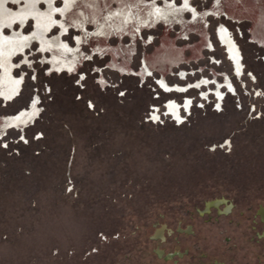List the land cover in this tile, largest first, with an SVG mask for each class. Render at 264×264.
<instances>
[{
	"label": "rangeland",
	"instance_id": "obj_1",
	"mask_svg": "<svg viewBox=\"0 0 264 264\" xmlns=\"http://www.w3.org/2000/svg\"><path fill=\"white\" fill-rule=\"evenodd\" d=\"M184 1L187 8L208 11L204 33L198 28L200 33L180 36L201 20L185 9L133 41L113 35L96 50L86 42L98 34L96 24L62 31L57 23L64 18L55 12L44 39L60 37L62 53L42 49L37 39L12 60V76L21 84L10 101L0 98V117L31 111L33 103L36 113L30 125L0 136V264H144L142 244L151 224H162V214H184L201 188L213 197L229 186L239 187L240 196H264V0L248 12L243 0L223 1L221 18L209 12L219 0L137 4L184 9ZM23 3L7 2L6 9L17 13ZM120 5L108 4L112 11ZM63 7L62 0L52 3L54 10ZM37 9L46 13V3ZM221 25L240 51L239 77L218 40ZM34 27L28 18L3 34L27 37ZM179 52L184 60L163 69ZM144 59L150 74L141 73ZM77 60L75 71L51 68ZM161 74L168 86L186 90L165 91ZM198 82L203 86L195 88ZM185 99L191 106L180 109L178 123L166 105L181 107ZM129 251L130 263L124 258Z\"/></svg>",
	"mask_w": 264,
	"mask_h": 264
},
{
	"label": "bare ground",
	"instance_id": "obj_2",
	"mask_svg": "<svg viewBox=\"0 0 264 264\" xmlns=\"http://www.w3.org/2000/svg\"><path fill=\"white\" fill-rule=\"evenodd\" d=\"M23 1L25 3V7L19 12L13 13V11L10 12L8 11V9H6V3H16L20 2V0H0V98L5 102L10 101L14 96L18 94L21 80L15 79L12 76V60L18 56L19 52L22 51L24 45H27L30 41L34 42L38 39L41 43L42 49H53L54 52L64 50L60 37L54 38L52 40L44 39L46 38V35L51 31L53 25L56 23L53 17L55 12H60L64 18V21L62 20V22L57 23L62 31H65L69 25L81 28L85 27L84 25L87 23H91V25L93 24L94 26L96 24L98 28V34L92 37H88V40L86 39V42L91 40L97 45V50L101 48L100 43L108 39L110 36L119 35V37L122 38L123 35H128L132 40L136 35L141 33V30H152L153 27H155L159 22H162L164 24L172 22V19H175L176 15L182 13L185 9H191V7L187 8L189 4L186 1H184V9L173 7L172 5H170L169 8L166 9L163 6L159 7L156 3L137 4L138 0H116L117 2L121 3V10L112 11V9H109L108 6L109 2L112 0H62L64 3V7L62 10L57 11L54 10L55 8H52V3L54 2V0ZM40 1H44L46 3V13L37 12L38 3ZM223 1L224 3H233V5H237L241 2V0H219V2L216 3L211 8V10H209V12L214 13L218 18H221V16L218 15L224 12V9L221 8ZM261 1L262 0H243V2H241V5H244L245 10H253L256 9ZM207 12L208 11H203V13H200L195 9H192V15H197L198 17H200L201 22L194 25L190 24L189 26L185 27L184 31L182 30V33H179L180 36L183 35L184 37H187L188 31H199L198 28L203 29L204 33L206 27L205 18L206 16H208ZM28 18H33L35 24L34 31L30 36L26 37L25 35H22L20 31H12L10 35L3 34V30L5 27L12 29V26L15 22H18L21 26H24V23ZM233 18L238 20L241 17H238V15H234ZM260 24L261 26L262 24L264 26V16L261 19ZM260 35L262 37V34ZM218 38L220 39L222 45L226 47L227 52L230 55L231 59L234 61V65L236 68L239 63V56H236L234 58V54L235 52L238 54V47L230 38V36L227 35V32L224 28H220V30L218 31ZM263 40L264 37L259 41L262 42ZM206 42L207 46L209 47L208 39L206 40ZM59 53L62 52H58V54ZM177 54L178 55L175 58L169 59V63L165 65L163 69H166L167 66L170 67L171 65L178 64L180 61L184 60L182 53L180 54L179 52ZM78 64H80V60L67 62L66 65L53 63L51 65V68L53 71H56L58 73L65 69L75 71ZM125 68L123 67L121 70H128L127 67ZM150 69L151 66L144 59L141 69L142 74H150ZM158 82L162 86L166 84L165 80L163 79V74H161V78ZM197 86L199 87V85ZM218 90L219 86L217 87V90L215 92L216 95H218ZM35 110L36 108L33 103L31 111L22 112L14 117H0V136H2L5 130L9 128L22 130L28 124L30 125L34 121L36 113ZM168 111L173 115L174 118L179 119L178 110L175 106H173L172 104L168 105Z\"/></svg>",
	"mask_w": 264,
	"mask_h": 264
},
{
	"label": "flooded vegetation",
	"instance_id": "obj_3",
	"mask_svg": "<svg viewBox=\"0 0 264 264\" xmlns=\"http://www.w3.org/2000/svg\"><path fill=\"white\" fill-rule=\"evenodd\" d=\"M230 38L235 43L231 35ZM226 54L234 63L227 49ZM236 56L240 64L236 65L235 73L239 77L242 72L239 49L234 58ZM204 85H208L205 80ZM226 85L231 89L228 78ZM183 88L182 92L186 90ZM216 96L220 102L223 96L219 90ZM187 201V207L182 208L184 214H162L158 219L162 224L157 228L151 224L152 233L142 244L141 254L143 258L145 253L148 257L144 264H264V196L195 197ZM119 253L117 251L114 258H118ZM124 258L128 263L133 261L130 251Z\"/></svg>",
	"mask_w": 264,
	"mask_h": 264
},
{
	"label": "crops",
	"instance_id": "obj_4",
	"mask_svg": "<svg viewBox=\"0 0 264 264\" xmlns=\"http://www.w3.org/2000/svg\"><path fill=\"white\" fill-rule=\"evenodd\" d=\"M192 9H193V8L191 7V9H190L189 11L191 12ZM198 12H199V11H198ZM200 13H202V12H200ZM200 19H201V18H200ZM200 22H201V20H200ZM205 24H206V23H205ZM220 28H224V29L226 30V32H227V35L230 36L229 31H228L224 26L221 25V26L218 28V31L220 30ZM114 36H116V35H114ZM217 36H218V34H217ZM116 37H118L119 39H121V38L119 37V35H117ZM134 39H135V38H134ZM131 41H133V39H132ZM123 52H125V51H123ZM125 53H126V52H125ZM126 54H127V56H126V57L124 56L125 60H127V59L129 58V56H128L129 53H126ZM142 66H143V63H142ZM141 69H142V68H141ZM68 71H70V70H68ZM141 73H142V71H141ZM181 76H182V77L184 76V73H183V72H181ZM197 85H199V87H201L200 84L197 83V84H196V88H199ZM160 86H161V85H160ZM161 87H162L165 91H167V92H170V91H173V90L181 91V90L184 89L183 87H179V86L170 87V86H168L167 84H165L164 86H161ZM170 104H172L173 106H175V107L177 108L179 119L174 118L173 115H172L171 113H169V111H168V105H170ZM190 106H191V101H190L189 99H186V101L184 102V108H185L187 111H189ZM180 109H181V107H180L178 104H176L174 101H170V102L166 105V110H167L168 114H169L171 117H173V119L176 120L177 122H181ZM154 117H155V116H154Z\"/></svg>",
	"mask_w": 264,
	"mask_h": 264
},
{
	"label": "trees",
	"instance_id": "obj_5",
	"mask_svg": "<svg viewBox=\"0 0 264 264\" xmlns=\"http://www.w3.org/2000/svg\"><path fill=\"white\" fill-rule=\"evenodd\" d=\"M223 188V187H222ZM202 190L196 195V196H198V197H203V198H211V197H213V195H208V194H206L204 191H205V189L204 188H201ZM214 189V188H213ZM240 188L239 187H233V186H229V188H228V191H226V192H222V190H218V191H216V192H214L215 193V195H217V196H240ZM256 192H258V191H256ZM264 192V191H263ZM211 196V197H210Z\"/></svg>",
	"mask_w": 264,
	"mask_h": 264
}]
</instances>
